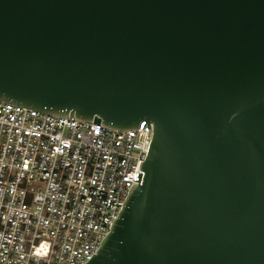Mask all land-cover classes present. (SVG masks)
Returning <instances> with one entry per match:
<instances>
[{
    "label": "water",
    "instance_id": "water-1",
    "mask_svg": "<svg viewBox=\"0 0 264 264\" xmlns=\"http://www.w3.org/2000/svg\"><path fill=\"white\" fill-rule=\"evenodd\" d=\"M0 101L152 126L84 264H264V0H0Z\"/></svg>",
    "mask_w": 264,
    "mask_h": 264
},
{
    "label": "built area",
    "instance_id": "built-area-1",
    "mask_svg": "<svg viewBox=\"0 0 264 264\" xmlns=\"http://www.w3.org/2000/svg\"><path fill=\"white\" fill-rule=\"evenodd\" d=\"M0 101V264H84L117 218L152 139Z\"/></svg>",
    "mask_w": 264,
    "mask_h": 264
}]
</instances>
